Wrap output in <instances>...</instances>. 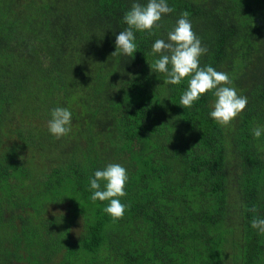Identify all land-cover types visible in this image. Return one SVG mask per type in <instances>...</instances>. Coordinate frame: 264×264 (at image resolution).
Here are the masks:
<instances>
[{"label":"trees","instance_id":"1","mask_svg":"<svg viewBox=\"0 0 264 264\" xmlns=\"http://www.w3.org/2000/svg\"><path fill=\"white\" fill-rule=\"evenodd\" d=\"M134 2L0 0V264H264V0H167L136 52L112 56ZM183 11L200 65L248 98L228 127L212 92L183 108L188 78L150 68ZM54 107L72 113L59 139ZM109 163L128 174L116 221L89 188Z\"/></svg>","mask_w":264,"mask_h":264},{"label":"clouds","instance_id":"2","mask_svg":"<svg viewBox=\"0 0 264 264\" xmlns=\"http://www.w3.org/2000/svg\"><path fill=\"white\" fill-rule=\"evenodd\" d=\"M167 0H147L146 4L134 2L124 14L123 21L128 26L115 36V51L112 56L124 54L131 56L137 50L134 31H148L158 28L164 14L173 12ZM208 52L201 39L192 29L189 13L183 11L167 32V39H156L152 44V53L159 54L150 68L154 72L166 75L165 83L180 84L188 78L187 89L180 97L183 108H191L203 94L212 92L215 99L211 105L210 117L219 125L228 127L231 122L246 108L247 96L239 95L228 73L217 71L211 65L201 66L200 57ZM72 113L66 107H54L47 122L48 130L57 139L71 131ZM264 129H252L254 138H260ZM23 159V157H21ZM128 174L125 167L118 163H109L106 167L94 172L89 178L92 201H108L103 211L114 221L123 218L128 205L121 202L127 195L125 186ZM103 183V187H102ZM250 211L255 212L253 207ZM251 227L264 234V219L256 217Z\"/></svg>","mask_w":264,"mask_h":264}]
</instances>
